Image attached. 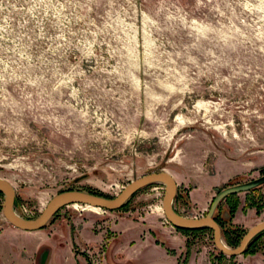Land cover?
I'll return each mask as SVG.
<instances>
[{"label": "rangeland", "instance_id": "374dc122", "mask_svg": "<svg viewBox=\"0 0 264 264\" xmlns=\"http://www.w3.org/2000/svg\"><path fill=\"white\" fill-rule=\"evenodd\" d=\"M162 170L173 209L195 218L220 189L264 174V0H0V178L15 212L33 218L64 190L113 197ZM162 195L154 182L116 210L63 206L28 232L0 208V264H37L48 249L109 264L113 244L145 240L174 264H238L210 229L171 226ZM213 217L234 247L264 220V184L226 196ZM252 239L242 255L264 259V230Z\"/></svg>", "mask_w": 264, "mask_h": 264}, {"label": "water", "instance_id": "95a60500", "mask_svg": "<svg viewBox=\"0 0 264 264\" xmlns=\"http://www.w3.org/2000/svg\"><path fill=\"white\" fill-rule=\"evenodd\" d=\"M158 182L163 185V195L161 199V210L165 220L175 228L199 229L208 228L212 232V242L216 249L222 254L236 256L242 254L250 240L259 232L264 230V220L259 221L249 227L241 236L237 245L227 246L222 238L218 224L213 218L214 211L218 203L228 195L247 191L264 184V174L258 178L244 183L227 186L220 189L212 197L205 214L198 218H190L179 215L172 207V200L176 191V184L173 177L166 171L150 172L143 176L133 178L125 185L119 193L113 197H104L82 190H64L53 195L44 205L42 210L33 218H23L13 209L14 189L5 179L0 178V193L2 202L0 204L2 216L13 227L22 231H35L54 217L55 213L63 206L71 204L89 205L105 209L108 211L119 209L126 200L139 188ZM46 251H42L38 257L37 264H44Z\"/></svg>", "mask_w": 264, "mask_h": 264}, {"label": "crops", "instance_id": "0c3cea01", "mask_svg": "<svg viewBox=\"0 0 264 264\" xmlns=\"http://www.w3.org/2000/svg\"><path fill=\"white\" fill-rule=\"evenodd\" d=\"M193 199L196 201V203H200V199L197 198V196H194ZM236 213V212H235ZM234 221L236 222V215L234 216ZM251 227V225L249 226ZM121 231V236H125L127 233L130 232V230H123V228L120 229ZM28 232V231H25ZM83 238H84V233L82 230H80L79 233ZM80 235H79V239H80ZM86 237V236H85ZM173 237H176V235L174 234ZM92 238V239H91ZM97 237H86L85 240L87 242L90 241H95ZM81 240V239H80ZM167 242L168 239L166 238ZM69 241V240H68ZM69 245L71 248V241H69ZM128 245V244H127ZM126 245H119L117 246L118 250H121V261H114L113 260V253L114 255H116L115 252H117L118 250H116V248L114 247V244L112 245V247H110V251L109 253H107V257H108V263L109 264H139L136 263V261L133 259V256H139L140 254H142V252L144 251L145 253L147 251H150L151 253L155 254V258L151 259V260H145L144 262L140 263V264H174V259L175 256L173 255H169L164 249L163 247L159 246V245H155L150 243L149 240H145V241H141L138 242L136 241L132 246V251L130 250V246L129 247H125ZM112 248V249H111ZM130 248V249H129ZM53 254L51 255V250L48 249L47 253H46V264H71L73 261L74 256L72 254L69 253V255L63 257L62 255H60V251H55L52 252ZM60 256V257H59ZM237 257H235L237 260L238 264H264V259L262 257L257 256L256 254L254 255H247V256H243L242 254L240 255H236ZM240 256V257H239ZM60 259V262H57V260ZM62 260V261H61Z\"/></svg>", "mask_w": 264, "mask_h": 264}, {"label": "trees", "instance_id": "16d2710c", "mask_svg": "<svg viewBox=\"0 0 264 264\" xmlns=\"http://www.w3.org/2000/svg\"><path fill=\"white\" fill-rule=\"evenodd\" d=\"M234 207V206H233ZM233 211V208L231 207L230 209V212ZM56 214V213H55ZM214 218V217H213ZM215 220V219H214ZM215 222L218 224L219 228H220V232H221V237L222 235L226 234L227 233H230L231 232V227H228V228H225L224 225H221L218 221L215 220ZM233 228V227H232ZM177 230L183 232V233H187V232H191V231H195L197 229H181V228H176ZM258 234H256L255 236H257ZM252 240H250V242L248 243V245L245 247L244 251L242 252L245 253V254H253L254 251L250 249V247L253 245L252 244ZM238 243V242H237ZM237 243L235 245H237Z\"/></svg>", "mask_w": 264, "mask_h": 264}, {"label": "bare ground", "instance_id": "6f19581e", "mask_svg": "<svg viewBox=\"0 0 264 264\" xmlns=\"http://www.w3.org/2000/svg\"><path fill=\"white\" fill-rule=\"evenodd\" d=\"M73 207H75V206H80V207H82L83 209H85V210H91V211H93V212H100V208H98V207H93V206H89V205H79V204H71ZM84 206V207H83ZM161 209V208H160ZM175 211V210H174ZM190 218H192V217H190Z\"/></svg>", "mask_w": 264, "mask_h": 264}, {"label": "built area", "instance_id": "2783aa9c", "mask_svg": "<svg viewBox=\"0 0 264 264\" xmlns=\"http://www.w3.org/2000/svg\"><path fill=\"white\" fill-rule=\"evenodd\" d=\"M192 218H195V217H192Z\"/></svg>", "mask_w": 264, "mask_h": 264}, {"label": "flooded vegetation", "instance_id": "af4514ba", "mask_svg": "<svg viewBox=\"0 0 264 264\" xmlns=\"http://www.w3.org/2000/svg\"><path fill=\"white\" fill-rule=\"evenodd\" d=\"M84 207V206H83Z\"/></svg>", "mask_w": 264, "mask_h": 264}]
</instances>
